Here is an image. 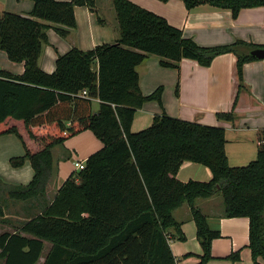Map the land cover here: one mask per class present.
I'll return each instance as SVG.
<instances>
[{"label":"trees","instance_id":"16d2710c","mask_svg":"<svg viewBox=\"0 0 264 264\" xmlns=\"http://www.w3.org/2000/svg\"><path fill=\"white\" fill-rule=\"evenodd\" d=\"M180 1L187 11L208 5L229 11L233 19L242 9L264 7V0ZM111 4L118 40L89 51L72 47L58 55L51 74L38 66L47 31L67 39L76 29L74 8L96 14V0H33L27 15H0V51L10 62L24 65L21 75L0 69V136L15 135L24 149L10 165L20 168L28 161L34 173L26 186L0 182V218L8 201H44L54 170V148L86 131L102 144L50 203L12 235H0V260L39 264L47 242L50 248L42 264H177L169 243L186 238L173 214L187 205L202 250L197 264H208L211 243L220 233L209 226L195 202L218 195L224 218L249 220L253 264H264V144L247 166H229L225 130L167 116L163 87L144 96L136 71L149 57L159 58L161 68L179 70L182 60L209 67L215 58L233 54L240 90L244 65L259 61L250 53L264 46L236 40L201 47L163 17L128 0ZM95 100L97 112L92 108ZM149 102L157 103L161 114L153 117L149 128L132 132L136 112ZM217 118L233 123L235 115L218 113ZM186 162L209 169L211 179L179 181L177 174ZM226 259L237 261L239 253Z\"/></svg>","mask_w":264,"mask_h":264},{"label":"crops","instance_id":"0c3cea01","mask_svg":"<svg viewBox=\"0 0 264 264\" xmlns=\"http://www.w3.org/2000/svg\"><path fill=\"white\" fill-rule=\"evenodd\" d=\"M104 1L107 2V7L100 5L102 0H96V14L84 7L74 8L76 29L67 39L60 38L52 29L47 31L48 43L43 47L38 61V66L43 72L53 73L58 55L66 54L72 47L89 51L97 45L110 44L118 40V25L111 0ZM128 1L163 17L171 26L181 30L185 38L193 40L201 47L230 45L236 40L264 46V7L242 9L237 18L233 19L229 11L216 10L208 5L187 11L180 0H169L166 4L159 0ZM32 6L33 0H0V15L4 12L27 15ZM97 17L103 24H99ZM155 58L149 57L136 68L142 94L147 96L158 87H163L162 104L167 116L190 123L223 128L226 140L225 154L229 166L244 167L254 161L259 147L264 144V136L258 135L259 130L264 129V60L244 65L243 87L239 90L236 58L233 54L215 58L209 67L199 66L190 60H182L179 70L161 68L159 60ZM0 69L13 75H21L24 72V65L10 62L6 54L0 51ZM177 83L179 94L176 97L174 91ZM93 102L98 104L96 100ZM231 111L235 115L233 123L218 120V113ZM159 114L161 111L157 103L145 104L136 112L131 131L137 133L149 128L153 117ZM5 144L7 147L13 145ZM101 148L102 144L90 132H83L68 139L62 146L54 148L52 150L54 173L47 184L44 201L39 199L22 203L6 202L5 208L8 204L16 206L19 216L17 219L20 221L13 224L8 220L9 216H5L4 210V217L0 218V235H12L20 223L28 221L29 217L53 200L64 181L75 173L71 169L73 164L70 150L76 154L79 161L85 162ZM23 155L24 153L19 157ZM18 169L24 170L25 177L29 178V184L34 175L29 162L26 161ZM211 177V172L206 167L188 162L181 166L177 174L181 182L189 180L207 182ZM2 183L7 186H26ZM195 206L208 218L209 226L214 230L218 229L220 233V238L211 243L212 260L208 264H253L248 248L249 220L224 218L222 199L218 195L209 199H198ZM189 212V207L183 205L173 214L175 220L181 223L186 238L185 242L171 240L169 243L177 264H197V256L202 253ZM46 244L49 243H44L43 256L40 258L43 261L47 253ZM234 253H239V260L226 259ZM189 254L193 256L187 257ZM0 264H3L2 260Z\"/></svg>","mask_w":264,"mask_h":264},{"label":"rangeland","instance_id":"374dc122","mask_svg":"<svg viewBox=\"0 0 264 264\" xmlns=\"http://www.w3.org/2000/svg\"><path fill=\"white\" fill-rule=\"evenodd\" d=\"M99 1H101V0H99ZM162 3L166 4L164 2H162ZM100 5L107 7V2L102 0ZM118 38H119V36H118ZM110 44H112V43H110ZM155 59L159 60V58H155ZM174 94H175V91H174ZM178 94H179V86H178ZM175 96L177 97L178 95L175 94ZM92 108H93L94 112H97L98 111V104L96 102H93ZM86 132H89V131H86ZM78 135H76V136H78ZM258 135L264 136V129L259 130ZM6 136H9V138H6ZM5 143H13V145H9L7 147ZM70 151H71L70 155L72 157L71 163L74 164V162L79 161V160L77 159L76 154L72 150H70ZM22 153H24V149L22 147L20 140L15 135L9 134V135L0 136V180L2 182L7 183L9 185H27L28 184L29 178L27 179L25 177L24 170L23 169L19 170L18 168H13L10 165L9 160H8L9 158L19 157L20 155H22ZM81 162H84V161H81ZM67 164L70 165L68 161H67ZM71 169H73L75 172H78L74 168V165H73V167H71ZM53 173H54V170H53ZM53 173H52V175H53ZM52 175H51V177H52ZM4 210H6L5 216L8 215L9 216L8 220L11 221L13 224L18 223L20 221L17 219L19 216L17 215L18 213L16 210V206L8 204L7 207L4 208ZM49 247H50V245L46 244V247H45L46 252L48 251ZM42 262H43V259L40 260L39 264H42Z\"/></svg>","mask_w":264,"mask_h":264},{"label":"water","instance_id":"95a60500","mask_svg":"<svg viewBox=\"0 0 264 264\" xmlns=\"http://www.w3.org/2000/svg\"><path fill=\"white\" fill-rule=\"evenodd\" d=\"M251 56L259 59V60H264V49H256L254 51H252Z\"/></svg>","mask_w":264,"mask_h":264},{"label":"built area","instance_id":"2783aa9c","mask_svg":"<svg viewBox=\"0 0 264 264\" xmlns=\"http://www.w3.org/2000/svg\"><path fill=\"white\" fill-rule=\"evenodd\" d=\"M82 95L86 96V92H83ZM73 165L77 171H82L85 168V162L76 161Z\"/></svg>","mask_w":264,"mask_h":264}]
</instances>
